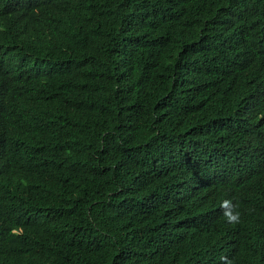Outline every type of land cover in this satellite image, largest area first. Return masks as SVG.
<instances>
[{
	"label": "trees",
	"instance_id": "trees-1",
	"mask_svg": "<svg viewBox=\"0 0 264 264\" xmlns=\"http://www.w3.org/2000/svg\"><path fill=\"white\" fill-rule=\"evenodd\" d=\"M222 257L264 264V0H0V264Z\"/></svg>",
	"mask_w": 264,
	"mask_h": 264
},
{
	"label": "clouds",
	"instance_id": "clouds-1",
	"mask_svg": "<svg viewBox=\"0 0 264 264\" xmlns=\"http://www.w3.org/2000/svg\"><path fill=\"white\" fill-rule=\"evenodd\" d=\"M220 207L224 210L223 215L228 223H239V211H234V208H238V205H233L232 201L225 199L221 201ZM224 261V264H232L227 257L221 258Z\"/></svg>",
	"mask_w": 264,
	"mask_h": 264
}]
</instances>
